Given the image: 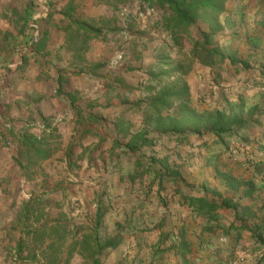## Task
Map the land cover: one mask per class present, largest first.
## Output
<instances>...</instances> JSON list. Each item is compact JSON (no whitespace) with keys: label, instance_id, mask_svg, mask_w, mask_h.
Segmentation results:
<instances>
[{"label":"crops","instance_id":"crops-1","mask_svg":"<svg viewBox=\"0 0 264 264\" xmlns=\"http://www.w3.org/2000/svg\"><path fill=\"white\" fill-rule=\"evenodd\" d=\"M196 23L209 63L192 33L185 84L144 52L115 66L114 47L97 53L108 66L66 67L63 36L0 79L36 126L0 134V264H264V0Z\"/></svg>","mask_w":264,"mask_h":264},{"label":"rangeland","instance_id":"rangeland-1","mask_svg":"<svg viewBox=\"0 0 264 264\" xmlns=\"http://www.w3.org/2000/svg\"><path fill=\"white\" fill-rule=\"evenodd\" d=\"M49 3V0H0L2 82L9 79L10 73L23 66V61H18L20 56L27 54L34 46L45 49L48 36L56 42L63 36V44L57 51L62 52L66 67L84 69L108 66L111 60L99 63L97 53L100 46L107 51L114 47L115 66L126 62L127 65L124 63L121 67L138 70L142 67L138 59L144 52L142 56L147 67L177 68L178 65L182 70V84H185L184 78L193 66L190 56L192 33L198 37L195 36L198 40L195 44H199L197 51L203 53L201 48L206 33L198 34L200 27L196 26L197 23H192L183 34L180 33L179 43L175 45L173 34L166 24L172 13L166 7L156 6L151 0H53V8ZM31 36L37 39L33 45H29V40L25 41ZM22 41L27 43L25 47L21 46ZM54 48L56 50V45ZM51 61H47L50 66ZM155 79H158V83L159 80L164 81L167 84L163 87L165 89L172 85L168 82L170 77L164 74L155 75ZM11 96L10 91L0 96V134H31L36 126L29 119L26 120L30 117L29 113L20 114L19 109L13 107L12 99L9 105L3 102L4 98L10 100L8 98Z\"/></svg>","mask_w":264,"mask_h":264},{"label":"trees","instance_id":"trees-1","mask_svg":"<svg viewBox=\"0 0 264 264\" xmlns=\"http://www.w3.org/2000/svg\"><path fill=\"white\" fill-rule=\"evenodd\" d=\"M151 1L160 8L166 7L172 13V16L166 20V24L169 31H171V33L173 34L172 38L174 44L177 45L179 43V38L181 35L180 33L184 32L189 25L196 22L198 19L212 24L215 17L222 11V6L225 0H151ZM34 40L33 43H31L32 45L36 42ZM203 42H204V46L201 49L205 55L206 52H209L207 45L210 44V40L207 35L204 36ZM198 46L199 44L196 43L193 51L194 55L198 56L202 63L204 64L209 63L207 59L208 57H205L203 55L199 56L201 52L199 53L197 51L196 48H198ZM182 93H184V89H182ZM162 96H160L159 98H162ZM229 122L230 121L228 120V117L222 119L220 118V116H218L214 120L212 130H214L217 134H223L227 132L229 134H232L233 132L231 130L232 127H228ZM245 124L241 121L234 122V125L237 128L242 127ZM28 141L30 142V145H33L35 140L29 139ZM144 143L145 140H142L141 144ZM132 147L133 146H131V148ZM36 153L38 155V158L44 157V153L41 150H36Z\"/></svg>","mask_w":264,"mask_h":264}]
</instances>
